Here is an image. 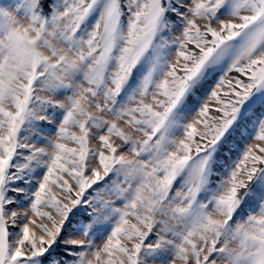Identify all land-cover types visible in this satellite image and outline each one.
<instances>
[{
	"label": "snow or ice",
	"instance_id": "6c2138e0",
	"mask_svg": "<svg viewBox=\"0 0 264 264\" xmlns=\"http://www.w3.org/2000/svg\"><path fill=\"white\" fill-rule=\"evenodd\" d=\"M0 264H264V0H0Z\"/></svg>",
	"mask_w": 264,
	"mask_h": 264
}]
</instances>
